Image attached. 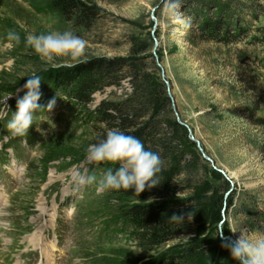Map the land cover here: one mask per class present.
I'll list each match as a JSON object with an SVG mask.
<instances>
[{"label":"rangeland","instance_id":"obj_1","mask_svg":"<svg viewBox=\"0 0 264 264\" xmlns=\"http://www.w3.org/2000/svg\"><path fill=\"white\" fill-rule=\"evenodd\" d=\"M74 1L99 10L86 29L64 21L53 0H0V107L13 94L7 104L15 111L24 94L17 90L33 74L43 81L88 63L136 60L135 66L164 86L188 138L190 132L213 166L231 179L221 210L224 236L236 240L264 232V2L252 13L236 3L247 0H179L175 12L169 0ZM197 5L212 22L224 18L235 37L228 43L206 41ZM9 29L19 33V45L6 39ZM65 30L85 40V63L65 67L67 57L50 62L24 45L30 33ZM40 90L39 104L54 96L56 104L34 118L26 137H12L6 119L0 120V264H149L179 244L144 257L122 233L128 230L119 219L125 204L106 192L97 195L95 185L75 190L71 182L78 169L100 176L86 160L95 137L90 120L100 102L130 93L127 80L118 88H101L82 109L46 86ZM251 198L260 214L249 209ZM221 220L220 214L212 231L220 242L215 236ZM222 253L218 264H236L227 249Z\"/></svg>","mask_w":264,"mask_h":264},{"label":"trees","instance_id":"obj_2","mask_svg":"<svg viewBox=\"0 0 264 264\" xmlns=\"http://www.w3.org/2000/svg\"><path fill=\"white\" fill-rule=\"evenodd\" d=\"M247 1L236 3L240 9L252 13L260 8L259 2H264ZM234 7L227 11L230 13ZM52 8L64 21L84 29L99 12L95 7L74 0H53ZM205 9L203 5H197L196 16L206 21L202 30L206 41L228 43L237 31L232 33L224 18L218 22L206 19ZM134 62L136 60L118 59L88 63L75 70L53 72L41 85L64 95L74 108L82 109L91 103L92 95L101 88H118L123 80H127L130 93L125 98L102 101L93 112L90 122L95 137L92 143H96L98 137L103 138L108 130L119 129L137 137L146 149L160 156L161 172L160 183L138 195L134 189L106 191L115 201L125 204L119 219L128 230L122 233L144 257L159 253L175 241L180 242L149 264H218L220 257H224L225 248L221 247L218 238H213L212 231L220 221L230 184L211 170L189 140L187 130L174 119L162 83ZM116 166L105 162L96 165V170L101 175L107 167ZM248 205L251 211L258 212L255 199L251 198ZM189 211L193 213L190 222L185 220L180 225L168 220L173 213ZM183 236L191 238L182 241Z\"/></svg>","mask_w":264,"mask_h":264},{"label":"clouds","instance_id":"obj_3","mask_svg":"<svg viewBox=\"0 0 264 264\" xmlns=\"http://www.w3.org/2000/svg\"><path fill=\"white\" fill-rule=\"evenodd\" d=\"M168 9L175 12L179 7V0H169ZM6 39L19 45V33L9 29ZM25 47H30L42 58L54 61L57 57H67L65 67H76L85 63L86 42L71 30L51 32L48 34H28L24 39ZM42 79L33 74L23 84V95L16 99V110L11 111L7 100L13 96L8 95L3 107H0V120L6 119V128L12 137H26L29 128L34 124V118L41 112H51L56 104V97L49 99L46 105L39 104L41 98ZM9 112L11 113L9 116ZM86 160L94 165L110 163L117 165L115 168L107 167L98 177L94 171L76 170L71 176L75 190L85 186L95 185V192L100 195L109 190L127 191L134 189L136 195L146 188L157 186L161 172L160 156L145 148L143 143L135 136L125 134L119 129L108 130L103 138H97L96 143L89 144L86 149ZM192 211L187 213H173L170 222L183 225L185 220L191 221ZM232 232L234 230L229 229ZM221 240V247L229 251L236 264H264V232L251 235H241L236 240L224 236L223 224L217 226L215 237ZM183 238L188 239L190 236Z\"/></svg>","mask_w":264,"mask_h":264},{"label":"water","instance_id":"obj_4","mask_svg":"<svg viewBox=\"0 0 264 264\" xmlns=\"http://www.w3.org/2000/svg\"><path fill=\"white\" fill-rule=\"evenodd\" d=\"M166 85H167V83H166ZM167 93H168V96H169L170 100H172V98H171V96H170V89H169L168 85H167ZM184 127L187 128L186 126H184ZM189 140H190L191 142H193V143L196 144L197 150L199 151V153L201 154V156H202V158L205 160V162H207V163H209V164L211 165L212 170H214V171L218 172L219 174H221V176L224 178V180H226L227 182H229L230 186L233 187V183L231 182V179H230V178H229L224 172L217 170V169L213 166V163L211 162V160H209V159L203 154V152H202V150H201V148H200V146H199V143H198L197 141H195V139L192 137V135H191L190 132H189ZM228 194H229V193H228ZM228 194H226V196H227ZM221 217H222V220H221V222L219 223V225L223 223V219H224V213H223V211H222V213H221Z\"/></svg>","mask_w":264,"mask_h":264}]
</instances>
